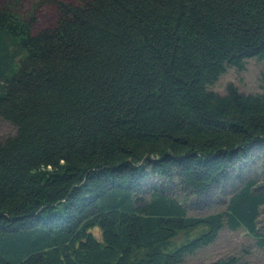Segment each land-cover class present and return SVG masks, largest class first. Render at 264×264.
I'll use <instances>...</instances> for the list:
<instances>
[{
  "label": "trees",
  "instance_id": "trees-1",
  "mask_svg": "<svg viewBox=\"0 0 264 264\" xmlns=\"http://www.w3.org/2000/svg\"><path fill=\"white\" fill-rule=\"evenodd\" d=\"M33 26L0 6V264H181L222 228L264 252V186L204 217L172 195L264 160V69L260 93L208 89L264 60V0H74Z\"/></svg>",
  "mask_w": 264,
  "mask_h": 264
},
{
  "label": "rangeland",
  "instance_id": "rangeland-1",
  "mask_svg": "<svg viewBox=\"0 0 264 264\" xmlns=\"http://www.w3.org/2000/svg\"><path fill=\"white\" fill-rule=\"evenodd\" d=\"M74 0H0V6L14 5L21 14H32L34 21L33 30L48 27L55 18V3L73 2ZM17 3V4H14ZM31 12V13H30ZM264 69V60L257 61L253 58L243 61L241 70L229 67L208 87L212 92L222 95L228 84L233 85L241 94L260 93V75ZM14 135V128L0 119V142ZM241 174L233 175L231 178L215 188L210 195L202 199H195L184 194L180 189L172 195L184 204L188 216L204 217L224 210L227 198L241 187L242 183L253 180L256 186H264V160L257 155L251 161L241 164ZM235 173V172H234ZM264 217V206L261 216ZM196 233L176 236L171 244L178 245ZM139 254L135 255L138 258ZM234 257L238 264H264V252L257 250L252 240L245 235L243 230L231 232L222 228L214 241L201 246L190 255L182 258L181 264H206L217 260Z\"/></svg>",
  "mask_w": 264,
  "mask_h": 264
}]
</instances>
